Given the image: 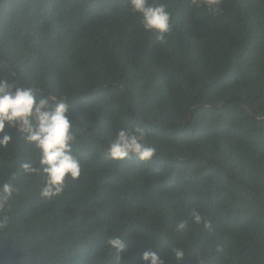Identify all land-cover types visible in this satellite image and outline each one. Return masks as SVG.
I'll return each instance as SVG.
<instances>
[{
  "label": "trees",
  "instance_id": "trees-1",
  "mask_svg": "<svg viewBox=\"0 0 264 264\" xmlns=\"http://www.w3.org/2000/svg\"><path fill=\"white\" fill-rule=\"evenodd\" d=\"M155 2L171 14L163 41L128 0H0V80L64 98L82 165L42 197L43 173L22 168L39 151L6 126L0 264H116L112 237L120 264L148 248L165 264H264V0H221L215 15ZM136 127L153 159L109 160L108 142Z\"/></svg>",
  "mask_w": 264,
  "mask_h": 264
},
{
  "label": "clouds",
  "instance_id": "clouds-1",
  "mask_svg": "<svg viewBox=\"0 0 264 264\" xmlns=\"http://www.w3.org/2000/svg\"><path fill=\"white\" fill-rule=\"evenodd\" d=\"M194 8H205L215 15L221 11V0H191ZM132 14L140 18L142 28L156 32L160 41L170 30L171 14L163 3L155 0H128ZM68 105L63 97L40 96L34 90L21 85L10 84L0 80V146L8 145L13 137L5 132L6 126L25 134V140L39 151V168L25 163L22 168L26 173H43V185L40 195L52 198L59 195L64 188L66 178L78 179L82 165L74 153L73 145L77 141L74 122L68 116ZM145 128H122L107 144V158L111 161H124L135 156L142 162L151 161L156 148L146 143ZM10 184L0 186V207H4L14 192ZM193 221L199 224L203 216L197 210L192 212ZM186 227L184 221L176 225L177 231ZM110 250L115 252L116 264H120L121 254L126 250V243L120 237L107 241ZM184 255L177 249L175 256L179 260ZM143 264H165V261L152 248L143 251Z\"/></svg>",
  "mask_w": 264,
  "mask_h": 264
},
{
  "label": "water",
  "instance_id": "water-1",
  "mask_svg": "<svg viewBox=\"0 0 264 264\" xmlns=\"http://www.w3.org/2000/svg\"><path fill=\"white\" fill-rule=\"evenodd\" d=\"M15 76V75H14ZM244 107H245V109L247 110V112L249 113V115L251 116V117H253V118H257L251 111H250V109L246 106V105H244Z\"/></svg>",
  "mask_w": 264,
  "mask_h": 264
}]
</instances>
